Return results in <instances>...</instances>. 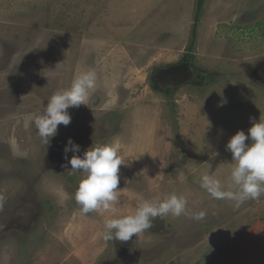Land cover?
<instances>
[{"label":"rangeland","instance_id":"obj_1","mask_svg":"<svg viewBox=\"0 0 264 264\" xmlns=\"http://www.w3.org/2000/svg\"><path fill=\"white\" fill-rule=\"evenodd\" d=\"M198 1L0 0V264H264V195L236 208L199 183L208 174L227 187L229 139L264 119V0H205L199 16ZM190 52L204 79L167 91L161 71L153 82ZM86 70L97 74L88 105L69 108L44 145L34 118ZM70 137L81 156L120 144L111 209L77 204ZM172 193L188 214L103 239L106 219Z\"/></svg>","mask_w":264,"mask_h":264},{"label":"clouds","instance_id":"obj_2","mask_svg":"<svg viewBox=\"0 0 264 264\" xmlns=\"http://www.w3.org/2000/svg\"><path fill=\"white\" fill-rule=\"evenodd\" d=\"M95 70H86L76 76L70 87L56 91L42 108L33 123L41 142L48 146L58 133V126H67L72 120L69 108L88 105L91 92L96 87ZM246 133L237 131L228 141L226 149L235 162L231 170V183L225 187L213 175H203L199 181L213 199L235 202L239 208L243 203L257 200L264 195V119L256 121ZM247 141V142H246ZM74 153L68 160L67 154ZM80 145L70 137L64 147L65 165L70 163L72 173L83 174L75 192V200L83 213L109 210L118 201L120 166L126 165L116 140L104 144H92L83 156L77 155ZM188 200L183 195L172 193L163 200H142L131 214L108 218L104 222L103 239L129 241L133 235L154 227V222L169 214L179 217L188 214ZM206 213H193L191 218L202 220Z\"/></svg>","mask_w":264,"mask_h":264},{"label":"flooded vegetation","instance_id":"obj_3","mask_svg":"<svg viewBox=\"0 0 264 264\" xmlns=\"http://www.w3.org/2000/svg\"><path fill=\"white\" fill-rule=\"evenodd\" d=\"M163 67L164 68L158 67V69L160 68V70L153 73L152 80L155 84L160 85L161 79L158 78V74L162 71L165 77L162 80L166 82V88L164 90L167 91L176 90L181 85L190 84L194 82L195 79H198L199 76H201V78L203 79L205 78V75L201 73L202 70H197L194 67L191 52L178 63L169 65L168 67ZM262 76H264V71ZM259 78L260 80L264 81V77Z\"/></svg>","mask_w":264,"mask_h":264},{"label":"trees","instance_id":"obj_4","mask_svg":"<svg viewBox=\"0 0 264 264\" xmlns=\"http://www.w3.org/2000/svg\"><path fill=\"white\" fill-rule=\"evenodd\" d=\"M204 1H205V0H199V1H198V5H199L198 16H199V14H200V9L202 8V5H203ZM197 18H198V17H197ZM194 33H195V31H194Z\"/></svg>","mask_w":264,"mask_h":264}]
</instances>
